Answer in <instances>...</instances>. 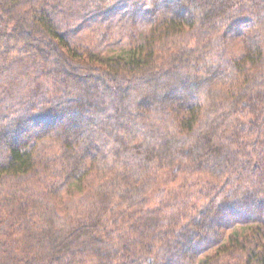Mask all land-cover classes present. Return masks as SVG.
Here are the masks:
<instances>
[{
	"label": "trees",
	"instance_id": "16d2710c",
	"mask_svg": "<svg viewBox=\"0 0 264 264\" xmlns=\"http://www.w3.org/2000/svg\"><path fill=\"white\" fill-rule=\"evenodd\" d=\"M0 264H264V0H0Z\"/></svg>",
	"mask_w": 264,
	"mask_h": 264
},
{
	"label": "rangeland",
	"instance_id": "374dc122",
	"mask_svg": "<svg viewBox=\"0 0 264 264\" xmlns=\"http://www.w3.org/2000/svg\"><path fill=\"white\" fill-rule=\"evenodd\" d=\"M167 182H168L169 185H172V187L176 186V184H177V182L172 181L170 177H167ZM173 182H174V183H173ZM179 182H180V181H179ZM162 183H163V181H162L161 184H160L161 186H162ZM166 189H167V187H166ZM166 193H167V192H166ZM166 193H164L163 196H164ZM151 197H152V198H151V199H152L151 204H153L154 200L158 201V200L161 199L162 196H161V197H155L154 195L151 194ZM246 229H247V227H244V226H237V227H235L232 231H233V232H234V231H238V232H241V233H242L243 231L245 232ZM230 231H231V230H230ZM244 232H243V233H244Z\"/></svg>",
	"mask_w": 264,
	"mask_h": 264
}]
</instances>
